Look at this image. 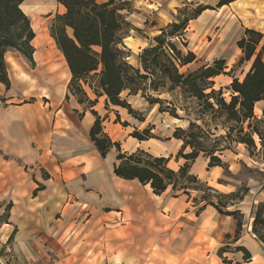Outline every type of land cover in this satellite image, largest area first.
<instances>
[{"label":"crops","instance_id":"crops-1","mask_svg":"<svg viewBox=\"0 0 264 264\" xmlns=\"http://www.w3.org/2000/svg\"><path fill=\"white\" fill-rule=\"evenodd\" d=\"M125 1L112 7L119 8L131 26L121 49L136 63L142 50L155 46L154 38L162 30L188 19L182 36L171 40L182 54L195 55L194 62L179 69L181 73L216 60L225 62V73L231 72L225 57L209 54L216 49L219 53L220 48L224 54L222 42L236 35L232 49L240 65L243 55L237 42L244 30L260 32L264 27V0H237L221 8H216L220 0ZM236 5L252 8L247 19L253 17L249 25L254 26H241L233 13ZM206 7L212 9L191 17L196 9ZM20 9L31 16L33 64L51 78L45 82L29 77L11 60L16 71L8 76L9 89L0 83V261L264 264V245L252 232L255 212L264 204V146L258 139L252 153L242 144L223 143L214 154L220 167L208 168L209 158L202 153L189 165V175L204 188L223 196L238 194L237 200L221 208L222 213L210 204H216L215 198L206 202L202 191L168 187L155 195L149 185L116 177L117 156L137 151L167 159V167L177 171L185 160L178 156L183 142L173 134L186 131L193 121L181 116L180 110L173 108L172 114L168 99L160 94H150V99L159 100L153 104L141 94L124 92L127 109L110 105L105 96H93L82 85L85 99L79 103L68 90L71 75L65 60L38 17L62 14L64 8L55 0H25ZM179 41L180 47L175 43ZM243 63L248 65L247 73L251 63ZM226 77H216V85L229 87L232 79ZM40 85L59 89L55 94L39 93L35 86ZM253 113L264 123V101L255 104ZM97 118L103 134L119 145V150L111 148L104 157L89 135ZM143 130L153 138L131 137ZM190 152L187 147L182 154Z\"/></svg>","mask_w":264,"mask_h":264},{"label":"trees","instance_id":"trees-1","mask_svg":"<svg viewBox=\"0 0 264 264\" xmlns=\"http://www.w3.org/2000/svg\"><path fill=\"white\" fill-rule=\"evenodd\" d=\"M24 1L0 0V83L5 86L6 90L10 87L4 57L8 49L21 53L30 64H33L31 41L34 38V33L29 18L20 9ZM55 1L65 11L62 15L55 16L50 27V35L62 54L71 75L68 90L70 92V89L75 87V91L70 93L78 97L79 103L85 99L80 82L83 81L85 84V78L93 74L97 78L99 96H105L107 103L112 106L128 109L129 107L121 95L124 92L128 96L136 95L140 90L139 81L148 80V76H153L154 69L159 68L160 74L169 84V91H173L175 88L184 89V92L189 96L202 101L207 109L214 110V106H216V110L225 112L228 120L239 125L236 139H231L230 133H228L223 138L224 140L222 139V143L242 144L252 153L256 149L254 137H257L261 147L264 146L259 131L253 125V122L262 124V121L255 119L253 111L256 103L264 101V27L260 32L245 29L243 37L237 42V47L243 55L240 62H250L251 65L242 81L236 78L232 79L227 88L231 92V97L229 102H226L222 98V89L219 88L218 91L212 89L214 87L212 80L220 75H226L224 61L216 60L209 66H202L189 73H181L179 70L195 60L193 53L182 54L171 42L172 39L182 36L188 22L187 18L162 30L160 35L154 38L155 46L142 50L138 56L140 69L144 73L141 75L140 69L132 67L125 61V53L121 49L126 23L118 13L120 9L112 7L118 0H108L103 4L97 3L96 0ZM234 1L237 0H220L216 8L227 6ZM205 9L212 8H198L191 17L198 16ZM165 46L168 47L169 52L175 54V58L167 55ZM207 90L210 92L205 93ZM153 91L158 93L156 89ZM146 98L153 104L159 102L157 99ZM210 100H213L214 103H211ZM174 111V109L171 110V113L174 114ZM130 113L132 114L131 111ZM245 122H247L245 128L247 132L242 127ZM192 128L202 132L199 125L193 122L190 123L186 131L176 130L173 134V138L183 142L182 151L178 156L185 160V164L177 171L167 167V159L137 151L130 155L119 154L117 156V164L113 169L114 175L123 180H136L141 185H149L155 195L162 194L168 187H171L173 191H202L206 201L208 196L205 195V191L216 194L214 190L209 188H205V191L199 188L189 189L178 184V180L187 178L192 183L197 182L202 185L188 173L190 163L201 153L209 158L208 168L221 166V162L214 156L220 148L209 152L197 149L191 140H200L201 137L194 134ZM232 129L233 127L230 130ZM89 135L102 157L111 148L119 150V145L111 142L103 134L98 118L90 129ZM131 137L137 141H147L153 138L149 130H143L141 133L134 132ZM221 138L216 137L214 140L218 142ZM187 147L191 152L183 155L182 152ZM219 196L221 197V195ZM230 196H232L230 200L238 199V194ZM210 204L220 213H222L221 208H225L221 202ZM227 214L235 217L237 215L236 213ZM238 225H240L239 222ZM252 232L264 245V204L259 205L255 212Z\"/></svg>","mask_w":264,"mask_h":264},{"label":"rangeland","instance_id":"rangeland-1","mask_svg":"<svg viewBox=\"0 0 264 264\" xmlns=\"http://www.w3.org/2000/svg\"><path fill=\"white\" fill-rule=\"evenodd\" d=\"M122 3L126 4L127 2L125 0H118L117 4L121 5ZM264 7V6H263ZM127 10L130 9V7L126 6ZM65 11V10H64ZM252 12V8L251 11L245 9H241L239 8L238 5L235 6V10L233 11L234 14H237L240 18L239 22L241 24V26L245 25V26H254V25H249V23L252 22L251 19H254L253 17H251V19H247V16L249 17L250 13ZM63 14V13H62ZM62 14H58V12L56 13H50V14H41L39 15V19L45 23L47 32L49 37L51 38L50 35V27L55 19L56 15H62ZM248 14V15H247ZM29 20H30V24H31V16L28 15ZM126 25L124 26V34H123V39H122V43L124 41V39L126 38L125 35L129 34V30L131 29V26L126 22V20L124 19ZM254 21V20H253ZM219 34V33H217ZM212 37H208V41L211 40ZM236 38V35H233L232 37L226 38V42L223 43V49H224V54L221 52V48L219 49V53H217V49L216 51H214L213 48H215L214 46L212 47V51H214L215 53H210V57L213 56H217L219 58L225 57L226 59V63L228 66L231 67V72L226 73L227 77L225 78V80H229V79H233V78H237L238 80H243L244 78V74L246 73L247 69H248V65L245 63H240V65L238 64V58L235 57V50L232 49V46L234 44V40ZM176 45L178 47H180L182 45V42H175ZM216 46V45H215ZM123 47V45H122ZM121 47V48H122ZM168 47L165 46V51L167 53V55L171 58H175V54H172V52L168 51ZM123 51V50H122ZM125 53L124 58L125 61L131 65L134 68L140 69V65L139 62L136 63L125 51H123ZM141 54V53H140ZM5 63H6V69H7V74L8 76L13 75L14 71H16V67H13L12 64L10 63V61H14V63L17 64V62L19 63V65L24 68L23 72H25L24 74H28L27 76L29 77H33L41 80V81H45L47 82L49 80L50 75L46 74L45 71H38L36 70V64H30L28 60H26V58L23 57V55L13 49H8L5 52ZM11 61V62H12ZM151 70H153V68H151ZM141 71V69H140ZM151 72V71H150ZM19 74V73H17ZM141 75H143V71L140 72ZM214 83V87L212 88L214 91H218L219 88L222 89V98L226 101L229 102L230 97H231V92L229 90H227L228 87L225 86H217L215 79L212 80ZM140 85H139V91L137 94H141L144 97H148L150 98V94H160V95H164L166 97V99H168V104L170 105V107L168 106V108L170 110L176 109V111L180 110L182 113L180 114L181 116H186V118L192 120L193 122H195L197 125H199L200 130H196L195 128H192V131L194 134L196 135H200L201 139H194L191 140L192 144L197 148L200 149L204 152H209V151H213L216 150L217 148H220V146H223V138L225 136H227L228 133H230L231 139L235 140L237 137V127L239 126L238 124L234 123L233 121L228 120L227 115L225 114L224 111L222 110H216V106H214V110H210L207 109L205 107V105L203 104L202 101H198L197 99L189 96L187 93L184 92V89L181 88H175L173 91H169V84L166 82V80H164V78L162 77V75L159 72V68L154 69V74L153 76H148V80H142L139 81ZM165 85V86H161V85ZM80 85L82 87V85L85 87V89L90 92L93 96L95 97H101L99 96L100 91H98L97 89V78L95 76H93V74H90L89 76H87L85 78V84H83V81L80 82ZM35 88H37L39 93H43V92H48V93H52L55 94L57 92V90L59 89V87L57 85H47V86H42L40 85L35 86ZM156 89L158 91V93H155L153 90ZM70 92L75 91V87H72L70 89ZM143 92V94H142ZM210 91L207 90L205 91V93H209ZM80 97V96H79ZM211 103H214L213 100H210ZM161 108H164V104L160 105ZM166 108V107H165ZM253 125H255V127L257 128V130L259 131L260 135H261V140L264 143V123L262 122V124H260L259 122H253ZM247 126V122H245L242 127L244 129L245 132H247L245 130ZM233 127L232 130H230ZM216 137H222L220 141L215 142L214 139H216ZM223 139V140H222ZM255 141H257V137H254ZM187 177V176H186ZM178 184H180V186H185L189 189H201L205 191V188L203 185H200L199 183H192L189 181V179H180L178 180ZM179 186V187H180ZM205 195H207L208 199L206 200V202L212 201V198H215V200L213 202L217 203V202H221L222 205H227L230 202V198H232V196L230 197H225L223 195H221V197L219 196V194H214L211 192H207L205 191Z\"/></svg>","mask_w":264,"mask_h":264},{"label":"built area","instance_id":"built-area-1","mask_svg":"<svg viewBox=\"0 0 264 264\" xmlns=\"http://www.w3.org/2000/svg\"><path fill=\"white\" fill-rule=\"evenodd\" d=\"M0 264H5L4 262L0 261Z\"/></svg>","mask_w":264,"mask_h":264}]
</instances>
